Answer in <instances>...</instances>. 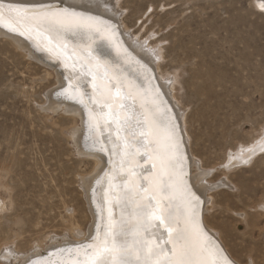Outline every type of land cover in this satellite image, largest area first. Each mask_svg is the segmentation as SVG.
Returning a JSON list of instances; mask_svg holds the SVG:
<instances>
[{
    "label": "rangeland",
    "instance_id": "374dc122",
    "mask_svg": "<svg viewBox=\"0 0 264 264\" xmlns=\"http://www.w3.org/2000/svg\"><path fill=\"white\" fill-rule=\"evenodd\" d=\"M109 2L118 9L116 20L124 18L145 47H166L162 71L180 72L185 82L179 94L191 112L194 151L206 167H219L263 135L264 13L254 0ZM13 44L0 35V248L12 241L29 248L86 224L74 212L85 200L80 177L93 165L76 153L66 133L70 113L46 109L55 79ZM261 154L229 172L238 189L215 191L217 207L210 210L216 214L210 223L243 264H264ZM224 173L218 168L210 178L218 182ZM243 211L248 220L238 215Z\"/></svg>",
    "mask_w": 264,
    "mask_h": 264
},
{
    "label": "bare ground",
    "instance_id": "6f19581e",
    "mask_svg": "<svg viewBox=\"0 0 264 264\" xmlns=\"http://www.w3.org/2000/svg\"><path fill=\"white\" fill-rule=\"evenodd\" d=\"M8 1L41 4L42 6H51L55 10L67 8L71 11L82 13L85 16L99 18L103 22L100 25L103 29V35L94 36L87 43L74 40L70 36L61 38L60 42L68 43L66 53L69 52L73 55V50L75 49V55L78 56L79 54L81 59L89 63L92 62L89 61L83 49L88 46L91 49H97L94 54L100 55L101 62L107 65L108 74L107 78H105L102 74V69L95 71L96 80L94 84L100 89V91H97L89 83V77L83 75L86 70L81 71L77 68L73 69L70 66L65 67L66 56L59 54V49L56 48L55 42L50 45L43 35H39L36 32L35 24L30 16L20 17L21 26L15 31H9L5 27V29L0 27L1 36L15 43L13 45H17L27 56H30L29 58L39 61L40 64L47 68L53 79H55L54 82L57 84L53 91L55 94L52 95L51 93L53 99L49 98L46 109H52L53 111L62 109L64 112L70 113L67 119L72 124H69V127L66 128V133L74 141L75 145L73 146L78 151L76 153H79L81 158L92 162L93 165L90 174L80 177L85 193V200L77 206L74 212L86 224L84 226H74L71 233H65L61 237L50 236L49 240L36 242L29 248L19 247L16 241L6 242L0 248V264H56L51 262L53 257H43L46 251L51 248L80 242L91 243L92 237L97 234V225L100 224L103 227V224L107 221L109 208H111L112 220L114 222H127V244L129 246L133 248L137 247L135 240L142 237L153 245L160 244L164 245L166 249H170L171 245L165 244L167 232L163 226H160L158 229L149 227L146 232L141 231L136 233L135 229L138 221L135 218V201L131 204L123 199L117 202L112 196L113 193L119 195L125 183L131 184L134 182L137 187H148L145 183V178L151 179L158 171L160 161L157 159V148L154 143L155 137L154 135H148L144 139L140 137V132L141 130L152 132L162 130L164 124L161 123L158 117L165 109H167L174 119L175 125L180 122L183 127L180 133L177 131L183 160L181 162L177 159L174 168L177 173L182 171L185 184L200 200L199 216L200 218L202 217L201 224L204 232L212 242L223 249L224 254L228 258L235 261V264H243L233 254L222 231L210 223L209 219L216 217V214H210V210L217 207L213 195L215 191L221 188L238 189L229 172L239 166L246 167V165H251L258 155L264 153V132L253 143L244 144L237 151L231 152L229 157L219 167H206L203 159L195 153L193 148L192 135L188 129V119L191 116V112L190 110L187 112L186 107L188 104L183 103L179 94L178 87L184 90L186 86L179 74L180 72L164 73L162 71L166 61L164 56L166 47L164 45L156 46L154 42H150L145 47L142 37L137 40V36L133 37L130 34L131 27L126 24L124 18L121 19V22L119 21L120 27V24L117 23L119 19L116 16L118 9L112 5L115 3L109 2V0ZM112 1L114 2V0ZM117 5L121 9L120 4L117 3ZM255 9L257 12L259 11L257 8ZM259 12L262 13L261 11ZM7 19L6 14L5 20L7 21ZM108 21L116 23L119 32L109 28ZM45 31H47L46 26H40V32ZM21 32L24 33L23 35L26 36L27 40L20 36L19 33ZM30 32L31 35L29 34ZM52 35L55 41V34ZM98 46H100L99 49ZM48 48H51L52 51H48ZM158 48L159 50H156ZM127 49L128 53L126 52ZM67 63L71 65L72 62L67 61ZM117 88L120 90V96H115ZM65 89L68 91L65 92ZM80 93L84 94L87 106L79 102ZM72 96H76L77 98L73 99L71 98ZM125 96L130 98L125 100ZM106 103L111 105V111H119L121 118L125 112L119 109L120 103L134 104L137 115L141 118V124L143 125L142 129H135V139L133 138L131 128L124 130L120 129L114 121L105 122L107 119L106 114L110 111L109 107L105 106ZM101 107H103V110ZM90 113L99 117V129H89ZM143 117H147V121ZM124 137L129 141L127 151L131 153L130 156H124ZM138 140L141 142H136ZM182 140L184 141V146L182 144L183 148L181 146ZM102 148L104 153L99 151ZM110 149L112 150L113 157L111 160L109 159L111 154L107 152ZM122 158L125 161L123 166H121ZM107 164H111V167L101 177ZM153 165H156V167H153ZM218 168L225 170V173L218 182H213L210 176ZM132 172L135 173L134 176ZM109 177L112 178L113 185L115 186L111 190L108 184ZM98 180L101 181L99 184L97 183ZM100 185L103 187V194L101 196L98 194V186ZM109 200H111L110 204ZM202 202H205V204L201 216ZM98 205H100V208H98ZM258 207L264 208V203H260ZM250 208L252 211L257 209L253 210L254 207ZM238 215L240 218L248 220L249 214L247 212H239ZM234 235H239V233H235ZM77 249L75 248L76 256L73 259L61 258V262L63 264H67L68 262L70 264H83L84 249L79 248V254ZM251 264H254L253 261Z\"/></svg>",
    "mask_w": 264,
    "mask_h": 264
},
{
    "label": "snow or ice",
    "instance_id": "6c2138e0",
    "mask_svg": "<svg viewBox=\"0 0 264 264\" xmlns=\"http://www.w3.org/2000/svg\"><path fill=\"white\" fill-rule=\"evenodd\" d=\"M253 6L264 13V0H255ZM6 14L7 21L5 20ZM22 16H30L35 24L36 32L43 35L50 45L55 42L56 48L60 50L61 54H65L68 49V43L60 42L61 38L70 36L74 40L87 43L94 36L104 34L100 27L103 22L96 17L85 16L67 8L55 10L51 6L22 8L19 5L9 4L5 7L3 0H0V27L15 31L21 26L19 18ZM42 25L46 26L47 31L40 32ZM21 34L24 33L21 32ZM29 34L31 35V32ZM52 34H55V41ZM47 50L52 51L51 48ZM83 51L92 63L83 62L81 57L75 56L74 49L73 55L66 57L65 67L70 66L75 69L77 63H80L81 71L86 70L93 80L96 78L93 68L102 69L103 76L107 78V65L101 62L100 55L94 54L97 49H91L88 46ZM67 61H72L71 65ZM113 86L115 87V85ZM93 87L100 91L95 84ZM67 91L65 89V92ZM120 95V90L117 88L115 96ZM71 98L76 99L77 97L72 96ZM129 98L124 97L125 100ZM79 102L87 106L83 93L79 94ZM105 106L110 109L106 114L105 122L114 121L120 129L124 130L131 128L135 139V129H142L143 125L134 104L120 103L119 109L125 112L122 118L119 111H111V105L106 103ZM158 118L164 124L162 130L155 132L141 130L140 132L141 138L146 139L148 135L155 137L157 159L160 161L158 171L151 179L145 178L148 187H137L134 182L125 183L120 194L113 193L112 196L117 202L121 199L126 200L129 204L135 201V218L138 221L136 233L146 232L149 227L158 229L163 226L167 232L165 244H170L171 248L166 249L164 245L160 244L153 245L142 237L135 240L137 247L129 246L127 244V222H114L111 208H109L107 221L103 227L100 224L97 225V234L92 237V242L78 246V254L79 248L84 249L83 264H235V261L228 258L223 249L212 242L204 232L199 216L200 200L185 184L182 171L179 173L175 171L174 164L177 159L182 162L183 155L174 119L167 109L161 112ZM143 119L147 121V117H143ZM99 128V117L90 113L89 129ZM123 139L125 142L124 156H130L131 153L127 151L129 141L126 137ZM124 163L122 158L121 166ZM132 175L134 176L135 173L132 172ZM100 182L97 181L98 184ZM108 184L110 190L115 187L111 177L108 178ZM110 203L111 200H109ZM68 251L71 250L68 249Z\"/></svg>",
    "mask_w": 264,
    "mask_h": 264
},
{
    "label": "water",
    "instance_id": "95a60500",
    "mask_svg": "<svg viewBox=\"0 0 264 264\" xmlns=\"http://www.w3.org/2000/svg\"><path fill=\"white\" fill-rule=\"evenodd\" d=\"M5 6H6V4H4ZM22 8H24V7H22ZM90 80V79H89ZM91 86H93V83H91ZM101 109H103V108H101ZM107 152H109V150L107 151ZM112 152V151H111ZM110 153V152H109ZM111 155H112V153H111ZM111 155L109 156V159L111 160ZM200 220H201V218H200ZM201 223H202V221H201Z\"/></svg>",
    "mask_w": 264,
    "mask_h": 264
}]
</instances>
